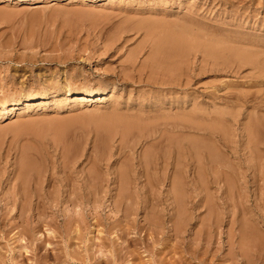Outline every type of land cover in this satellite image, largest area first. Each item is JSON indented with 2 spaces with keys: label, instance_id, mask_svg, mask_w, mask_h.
I'll use <instances>...</instances> for the list:
<instances>
[{
  "label": "rangeland",
  "instance_id": "1",
  "mask_svg": "<svg viewBox=\"0 0 264 264\" xmlns=\"http://www.w3.org/2000/svg\"><path fill=\"white\" fill-rule=\"evenodd\" d=\"M178 31L197 46L181 72L165 71L152 54ZM263 54L264 0H0V226L12 229L0 264H264V245L239 244L245 227L264 233ZM246 56L261 69L242 64ZM113 87L103 102L74 99ZM28 95L38 100L25 105ZM187 145L195 164L184 172ZM215 146L231 168L218 182L206 157ZM23 163L31 198L20 219ZM27 225L44 247L28 243L22 257Z\"/></svg>",
  "mask_w": 264,
  "mask_h": 264
},
{
  "label": "bare ground",
  "instance_id": "2",
  "mask_svg": "<svg viewBox=\"0 0 264 264\" xmlns=\"http://www.w3.org/2000/svg\"><path fill=\"white\" fill-rule=\"evenodd\" d=\"M14 1H16V0H14ZM19 1H25V0H19ZM67 1V0H66ZM4 2V1H3ZM8 2V1H7ZM128 2V1H127ZM15 3V2H14ZM130 4V3H129ZM141 20V19H140ZM189 20V19H188ZM169 22V21H168ZM191 23V22H190ZM148 24V23H147ZM173 25V24H172ZM192 25V24H191ZM148 26V25H147ZM146 26V27H147ZM191 27V26H190ZM174 28V27H173ZM147 29H148V27H147ZM176 29V28H175ZM174 29V30H175ZM184 31H186V30H184ZM178 34H175V33H173V32H167V33H165V39L162 41V42H159V45L157 46L158 48H155V54H152V55H154L153 56V60L156 62V61H158L159 63H161L162 65H163V67L165 68V71L167 70V71H169V72H172V71H174V72H181V67H180V63H179V61L180 62H182V63H184V61H185V59L188 57V55L190 54V51L192 50V49H194L196 46H197V44L195 43V39L193 40V38H191V37H189V36H191V35H188L187 36V33L188 32H186V35H184L182 32H180L179 33V31L177 32ZM189 34V33H188ZM193 34V33H192ZM197 34V33H196ZM194 37V36H193ZM198 37V36H197ZM42 40V39H41ZM217 40V39H216ZM39 41V40H38ZM213 41V40H212ZM51 42V41H50ZM149 42V41H148ZM198 43V42H197ZM220 43H222V42H220ZM224 43H225V41H224ZM227 43L228 42H226V46H227ZM232 43V42H231ZM39 44V43H38ZM217 44V43H216ZM215 44V45H216ZM29 45V44H28ZM44 45V44H43ZM146 45V44H145ZM201 45V44H200ZM218 45H219V43H218ZM222 45H224V44H222ZM229 45H232V44H230L229 43ZM239 45V44H238ZM241 45V44H240ZM199 46V45H198ZM202 46V45H201ZM244 46V45H243ZM216 47H217V45H216ZM215 47V48H216ZM198 48V47H197ZM200 48V47H199ZM207 47H205V49H206ZM218 48V47H217ZM233 48H234V45H233ZM240 48H242V47H240ZM246 48V47H245ZM28 49V48H27ZM202 49V48H201ZM237 49H238V47H237ZM236 49V50H237ZM207 50V49H206ZM223 50V49H222ZM221 50V51H222ZM245 50V49H244ZM249 50V49H248ZM257 50V49H256ZM259 51V50H258ZM134 52V51H133ZM205 52V51H204ZM219 52H220V50L218 51V50H216L215 51V49H214V51H208L207 50V54L208 55H210V54H213V55H215L216 53L217 54H219ZM244 52V51H243ZM249 52V51H248ZM223 53H225V52H223ZM217 54H216V56H217ZM253 54V53H252ZM160 55H162L161 57H160ZM212 55V56H213ZM221 55V54H220ZM219 55V56H220ZM223 55V54H222ZM221 55V56H222ZM258 55V53L256 54V56ZM264 55V54H263ZM220 56V57H221ZM260 56V55H259ZM218 57V56H217ZM236 57H242L241 55H237ZM252 57V56H251ZM253 58V57H252ZM256 58V57H255ZM259 58V57H258ZM241 60V63L242 64H244V65H247V64H252V65H255V67L258 69L259 67L255 64L256 62H254V60H252L250 57H247L246 56V58H241L240 59ZM257 61H258V59H256ZM236 61V60H235ZM260 62H262V61H260ZM133 63V65H134V62H132ZM158 63V64H159ZM161 64H159V65H161ZM183 65V64H182ZM151 66V65H150ZM150 66H148V67H150ZM157 66V65H156ZM243 66V65H242ZM154 68V67H153ZM152 68V70H154V72H155V68L153 69ZM157 68V67H156ZM255 68V69H256ZM134 69V68H133ZM161 69H162V67H161ZM259 69H261V68H259ZM121 70V69H120ZM127 70V69H126ZM151 70V71H152ZM164 70V69H163ZM263 70V69H262ZM262 70H260V71H262ZM184 71V70H183ZM157 72V71H156ZM263 72V71H262ZM175 74H177V73H175ZM184 74V73H183ZM124 75V74H123ZM122 75V77L124 78V76ZM127 75V74H126ZM261 75H262V73H261ZM173 76V75H172ZM125 78H127V77H125ZM124 78V79H125ZM151 81V80H150ZM115 85V84H114ZM162 86V85H161ZM112 87V86H111ZM113 89H114V87L113 88H111L110 90H108L107 92H103V93H101V94H94V93H84V92H80V93H73L75 96V100H77V101H84V100H86V101H97V102H103V101H105V100H107L108 98V95H110V96H112L113 94H112V92H113ZM65 93H66V95H68V96H71L72 95V92L70 91V89H68V88H66L65 89V91H64ZM45 94V93H44ZM64 94V93H63ZM42 96H44V95H42ZM41 96V97H42ZM248 93H246V94H243L242 96H241V100H247L248 101ZM46 97V96H45ZM65 97H67V96H65ZM238 97H239V95H238ZM68 98V97H67ZM36 99L38 100V98H34V97H31V96H27V97H24V99L22 100V102L23 103H25V105H31V104H29V103H31V102H33V101H36ZM45 99V98H44ZM240 99H239V101H240ZM255 99H257V97H255ZM58 100V99H57ZM234 100H236V99H234ZM18 101V100H17ZM20 101H21V99H20ZM231 102V101H230ZM244 102V101H243ZM111 103V102H110ZM261 103V102H260ZM19 104H20V102H19ZM80 104V103H79ZM2 105V104H1ZM5 105V104H4ZM67 105V104H66ZM244 105V104H243ZM21 106V105H20ZM3 107V109H2V117L3 118H6L9 114H11L12 113V111H14V110H17V109H19L20 107L18 106V103H16V104H12V105H9V106H2ZM19 107V108H18ZM1 109V108H0ZM35 109V108H34ZM21 110H22V108H21ZM27 110V109H26ZM218 110V109H217ZM242 110V109H241ZM1 111V110H0ZM16 112H18V111H16ZM114 112V111H113ZM243 112V111H242ZM14 113V112H13ZM162 113V112H161ZM186 113H187V111H186ZM185 113V114H186ZM15 114V113H14ZM130 114V113H129ZM128 114V115H129ZM127 115V114H126ZM127 115V116H128ZM174 115H176V114H174ZM192 115V114H191ZM200 115V114H199ZM201 115H202V113H201ZM11 116V115H10ZM123 116V115H122ZM132 116V115H131ZM135 116V115H134ZM170 116V115H169ZM171 116H173V115H171ZM205 116V115H204ZM216 116V115H215ZM9 117V116H8ZM158 117V116H157ZM166 117V116H165ZM200 117V116H199ZM207 117V116H206ZM242 117V116H241ZM135 118V117H134ZM148 118V117H147ZM204 118V117H203ZM210 118V117H209ZM156 119V118H155ZM201 119V118H200ZM150 120V119H149ZM146 121V120H145ZM180 121V120H179ZM203 121H205V119L203 120ZM232 121H233V119H232ZM236 121V119H234V122ZM240 121V120H239ZM149 122V121H148ZM217 122V121H216ZM168 123H171V122H166L165 124L167 125V126H169L170 128L172 127V128H176V127H178L179 129H180V131H182L183 133L184 132H186L185 130H187V129H191V130H194L195 132H197V135L198 134H205L206 132H208L209 130L208 129H202L203 127H199V126H193L192 124L191 125H189V124H183L182 122L178 125V124H174V123H171L172 125L170 126ZM176 123H177V121H176ZM206 123V122H205ZM238 124V123H237ZM253 127V126H252ZM178 128H176L177 130H178ZM251 128V127H250ZM127 129V128H126ZM243 129V128H242ZM256 129V128H255ZM175 130V129H174ZM179 131V130H178ZM259 132V131H258ZM187 133V132H186ZM185 133V134H186ZM254 133V132H253ZM176 134H177V132H176ZM184 134V135H185ZM216 133H210V135H213L215 138H218L219 136H216L215 135ZM249 135H250V133H248ZM248 134H247V143H253V141H251V142H249V137H248ZM165 135V134H164ZM219 135V134H218ZM167 136V135H166ZM186 136V135H185ZM192 136V135H191ZM190 136V137H191ZM246 136V135H245ZM253 136V135H252ZM159 137H160V135H159ZM179 137V136H178ZM157 138H158V136H157ZM162 138V137H161ZM168 138V137H167ZM182 139V141L183 142H185V139H183V137H181ZM185 138V137H184ZM166 139V138H165ZM187 139V138H186ZM219 139V138H218ZM158 140H160V138L159 139H157V141ZM188 140V139H187ZM222 140V139H221ZM252 140V139H251ZM254 140V139H253ZM156 141V142H157ZM166 141V140H165ZM174 141V140H173ZM219 141V140H218ZM223 141V140H222ZM225 141V140H224ZM167 142H169V144H167V146H168V148H169V151H171L170 152V155H172V151H173V149L172 148H174L173 147V144H171L172 142H171V140L170 141H167ZM179 142V141H178ZM177 142V143H178ZM183 142H181V143H183ZM187 142V141H186ZM189 142V141H188ZM187 142V143H188ZM221 142V141H220ZM254 142H256V140H254ZM194 143V142H193ZM226 143V142H225ZM261 143V142H260ZM259 143V144H260ZM164 144V143H163ZM183 144H185V143H183ZM222 144H224V143H222ZM157 145V144H156ZM225 145V144H224ZM263 145V144H262ZM227 146H229V145H227ZM251 146V145H250ZM149 147V146H148ZM159 147V146H158ZM189 147H191L192 148V146H189V145H187L186 146V150H185V154H183V161H182V167H183V171L184 172H187V167H188V165L190 164V162H191V160L192 159H195V156H194V154H195V150L193 151L191 148H189ZM224 147V146H223ZM160 148V147H159ZM215 148H216V146L214 147V150H215ZM225 148H227V147H225ZM224 149V148H223ZM228 149L230 150V148L228 147ZM247 149H249V148H247ZM235 150V149H234ZM233 150V151H234ZM211 151V150H210ZM222 149L221 150H219V148H216V152H213V153H211V152H209L207 155H206V157H207V160H208V162H210V164L212 165V167H211V176L213 177V179H215V181H221V179H222V175H224V172L223 171H226V170H224L225 168H229V166H227L226 167V164H223L222 163V161H220L219 159H220V156L222 155V156H225L226 157V155H223L222 154ZM231 151V150H230ZM233 151H231V152H233ZM247 151V150H246ZM250 151V150H249ZM179 152V151H178ZM225 152H227V151H225ZM237 152V151H236ZM203 153H205V152H203ZM224 153V152H223ZM148 154V153H147ZM198 154V153H197ZM224 154H226V153H224ZM247 154V153H246ZM250 154V153H249ZM248 154V155H249ZM169 155V156H170ZM175 155V154H174ZM180 155V154H179ZM232 155V154H231ZM134 156V155H133ZM173 156V155H172ZM172 156H170L168 159L169 160H167L165 163H167V165H171L172 164V162L170 161V159H172L173 160V157ZM176 156V155H175ZM179 157V156H178ZM178 157H175V158H178ZM203 157V156H202ZM205 157V156H204ZM258 157V156H257ZM174 158V159H175ZM224 158V157H223ZM229 159V158H228ZM250 159V158H249ZM178 160H180V159H178ZM223 160V159H222ZM248 160V159H247ZM252 160V159H251ZM193 161V160H192ZM196 161V160H195ZM229 161V160H228ZM255 161V160H254ZM262 161H263V159H262ZM152 162V161H151ZM155 162V161H154ZM159 162V161H158ZM174 162V161H173ZM235 162V161H234ZM192 163V165L193 164H195V162L193 163V162H191ZM228 163V162H227ZM248 164H250V163H248ZM253 163L251 162V165H252ZM36 166V165H35ZM172 166V165H171ZM179 166H180V162H179ZM260 166H262V165H260ZM28 167H29V165H28V163H23L22 165H21V167H20V172H19V176H20V178H21V181L20 182H18V188L16 189V195L14 196V197H16L17 195H18V193H20L21 194V197L20 198H22V200L20 199V198H18V200L20 199V201H21V204H20V201H19V206H21V209L19 208V211L21 210V214H19V216L18 217H21L20 219H22V218H25L24 217V215L26 214V213H28L29 211V200H30V198H29V195L31 194H29V190L27 189V187H26V185H27V181L24 179L25 177H26V174H27V170H28ZM231 167V166H230ZM256 167V166H255ZM254 167V168H255ZM168 168V167H167ZM206 168V167H205ZM233 168V167H232ZM253 168V169H254ZM261 168H263V166L261 167ZM229 169H231V168H229ZM127 170V169H126ZM182 170V169H181ZM196 170H198V168L196 167ZM202 170V169H201ZM237 170V169H236ZM240 169H238V171H239ZM232 171H233V169H232ZM242 171V170H241ZM263 171V170H262ZM183 172V173H184ZM200 172V171H199ZM198 172V174H197V171H196V174L198 175V179H199V183H200V178L201 177H205V176H201L200 177V175H201V173H199ZM204 172V171H203ZM203 172H202V175H203ZM260 172H261V170H260ZM259 172V173H260ZM177 173V172H176ZM207 173H210V171H208ZM227 173V172H226ZM242 173V172H241ZM241 173H239V174H241ZM254 173V172H253ZM258 173V174H259ZM180 174V173H179ZM190 174V173H189ZM195 174V173H194ZM195 174V175H196ZM234 174V173H233ZM123 175V174H122ZM181 175V174H180ZM179 175V176H180ZM185 175V174H184ZM208 174H206V176H207ZM263 175V174H262ZM211 176H210V178H211ZM225 176H226V174H225ZM241 176V175H240ZM245 175H243V177H244ZM174 177V176H173ZM171 178V183H175V182H177V183H179V181H178V179H179V177H177V175H176V177L177 178ZM238 177V176H237ZM243 177H242V179H243ZM197 178V177H196ZM208 178V177H207ZM19 178L17 177V180H18ZM122 179V178H121ZM180 179H181V177H180ZM204 179V178H203ZM224 179V178H223ZM258 179V178H257ZM240 180V179H239ZM128 181V180H127ZM126 182V181H125ZM17 183V182H16ZM20 183V184H19ZM121 183V182H120ZM128 183V182H127ZM198 183V184H199ZM254 183V182H253ZM129 184V183H128ZM156 184V183H155ZM218 184V183H217ZM219 184H221V183H219ZM175 185V184H174ZM264 186V185H263ZM34 187V186H33ZM32 187V188H33ZM89 187V186H88ZM243 187V186H242ZM181 188V187H180ZM89 189H91L90 187H89ZM227 189V188H226ZM243 189V188H242ZM254 189V188H253ZM32 189H30V191H31ZM37 190V189H36ZM262 190V189H261ZM240 191V190H239ZM245 191H246V189H245ZM160 192V191H159ZM243 192V191H242ZM77 193V192H76ZM91 194V193H90ZM242 194V193H241ZM6 195V194H5ZM124 195V194H123ZM174 195V194H173ZM53 196V195H52ZM125 196V195H124ZM38 197V196H37ZM261 198V197H260ZM259 198V199H260ZM15 199V198H14ZM246 199V198H245ZM244 199V200H245ZM180 200V199H179ZM177 201V200H176ZM15 202H16V200H15ZM167 202V201H166ZM242 202V201H241ZM41 204V203H40ZM231 204V203H230ZM249 204V203H248ZM48 206V205H47ZM162 206V205H161ZM245 206V205H244ZM247 206V205H246ZM180 207V206H179ZM18 208V207H17ZM175 208V207H174ZM241 208V207H240ZM251 208V207H250ZM159 209V208H158ZM242 210V209H241ZM50 211V210H49ZM52 211V210H51ZM247 211V210H246ZM253 211V210H252ZM255 211V210H254ZM241 212V211H240ZM250 213V212H249ZM252 213V212H251ZM130 214V213H129ZM253 214V213H252ZM49 215V214H48ZM131 215V214H130ZM26 216V215H25ZM28 216V215H27ZM139 216V215H138ZM145 216V215H144ZM252 216H256V215H252ZM27 219H26V221L28 222L29 221V217H26ZM109 219V218H108ZM246 219V218H245ZM257 219V218H256ZM2 220V219H1ZM24 220V219H23ZM22 220V221H23ZM40 220V219H39ZM38 220V221H39ZM187 220V219H186ZM189 220V219H188ZM248 220V221H247ZM247 223L249 224V222H250V220L247 218ZM20 221V220H19ZM25 221V220H24ZM44 221H46V220H44ZM52 221V220H51ZM148 221V220H147ZM243 221V220H242ZM264 221V220H263ZM30 222V221H29ZM37 222V221H36ZM40 222V221H39ZM42 222V221H41ZM68 222V221H67ZM252 222V221H251ZM257 222H261V221H258V219H257ZM31 223V222H30ZM29 223V224H30ZM38 223V222H37ZM126 223V222H125ZM174 224L172 225V228H173V231H174V235L175 236H178L179 234H180V232H182V225H179V223L177 224V221H175V222H173ZM1 224V223H0ZM51 224V223H50ZM261 223H259V227H261V225H260ZM6 225H8V224H5V226ZM10 225V224H9ZM9 225L7 226V227H9ZM22 225H23V222H22ZM37 225V224H36ZM128 225V224H127ZM198 225V224H197ZM251 225V224H250ZM254 225V224H253ZM3 226V225H2ZM2 226H0V238L1 239H6L7 238V233H8V230L9 229H7L6 230V228L3 226V228H1ZM18 226V225H17ZM16 226V227H17ZM39 226V225H38ZM124 226V225H123ZM248 226V225H247ZM252 226V225H251ZM35 228H38L37 226H35ZM34 227H29L28 225L27 226H25V228H23L22 229V233L24 232V234L26 235V236H24L22 233L20 234V236L22 237V239H24L25 241L23 242V240L21 241V243L19 244V247H18V249L17 250H15L16 251V253H18V254H20L22 257L24 256V254H25V256H29V255H27V254H29L31 251L28 249V243L30 244V243H32L33 245L34 244H36V245H34V246H36V249H38V248H41V246H42V244L44 243V242H42L41 240H42V238L40 237V239H38V240H33V238L31 239V241L29 240V234H31V230H34L35 229ZM246 228V227H245ZM245 228L244 229H242L241 231H240V238H241V240L243 241V242H241V243H239L241 246H250V247H255V248H261L262 247V245H264V233H262V230H260L259 228V230L258 229H255V225L253 226V227H251L252 229H249L248 231L247 230H245ZM77 229V228H76ZM11 228H10V230H9V233H11ZM120 230H121V232L124 234V236H125V234H126V229H124V228H120ZM184 231V230H183ZM219 231V230H218ZM261 231V232H260ZM132 232V231H131ZM119 233V232H118ZM170 234H171V232H170ZM182 234V233H181ZM10 235V234H9ZM12 235V234H11ZM10 235V236H11ZM119 235V234H118ZM121 235V234H120ZM10 236H8V237H10ZM57 236V235H56ZM13 237V236H12ZM17 237V236H16ZM15 237V238H16ZM20 237V238H21ZM45 237V236H44ZM121 237H122V235H121ZM131 237V236H130ZM123 238V237H122ZM135 238V237H134ZM16 239H18V238H16ZM36 239V238H35ZM44 239H46V238H43V240ZM12 240V239H11ZM150 240V239H149ZM192 240V239H191ZM3 241V240H2ZM8 241V240H7ZM14 241H16L15 239H14ZM18 242H20L19 240H17ZM16 241V242H17ZM34 241H37L36 243L33 242ZM39 241V242H38ZM45 241V240H44ZM54 241V240H53ZM46 242V241H45ZM107 242V241H106ZM125 242V241H124ZM31 244V245H32ZM216 244V243H215ZM151 245V244H150ZM46 246V245H45ZM47 246H48V244H47ZM240 246V247H241ZM243 246V247H244ZM3 247V246H2ZM42 247H44V246H42ZM249 247V248H250ZM264 247V246H263ZM15 248V247H14ZM243 248L241 247V250H242ZM264 249V248H263ZM11 250V249H10ZM15 251H11V252H15ZM32 251H33V249H32ZM243 251V250H242ZM247 251V250H246ZM41 252V251H40ZM119 252V251H118ZM120 253V252H119ZM232 253V252H231ZM253 253V252H252ZM52 254V253H51ZM236 255V254H235ZM241 255V254H240ZM246 255V254H245ZM47 256V255H46ZM39 257V256H38ZM42 258V257H41ZM44 258V257H43ZM46 258V257H45ZM48 258V257H47ZM247 258V257H246ZM248 259V258H247ZM2 260V259H1ZM0 260V261H1ZM15 260V259H14ZM41 260V259H40ZM106 260V259H105ZM42 261V260H41ZM45 262V261H44ZM102 262V261H101ZM171 262V261H170ZM41 263V262H40ZM39 263V264H40ZM46 263V262H45Z\"/></svg>",
  "mask_w": 264,
  "mask_h": 264
}]
</instances>
